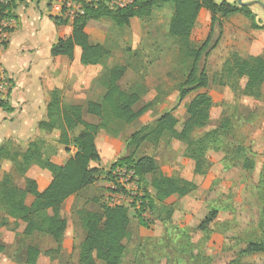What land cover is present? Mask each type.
I'll list each match as a JSON object with an SVG mask.
<instances>
[{
	"label": "rangeland",
	"instance_id": "obj_1",
	"mask_svg": "<svg viewBox=\"0 0 264 264\" xmlns=\"http://www.w3.org/2000/svg\"><path fill=\"white\" fill-rule=\"evenodd\" d=\"M213 1L220 3L223 0ZM225 1L239 3V0ZM244 1L253 4L247 7V11L253 15L252 19L233 15L223 21L218 45L206 60L209 85L197 92L206 93L211 98L212 106L208 125L195 131L192 137L216 129L225 118L231 122V136L222 142L220 150L207 152L210 167L204 176L193 175L191 161L183 157L185 145L169 137L158 144L144 143L137 150L126 146L127 139L133 133L153 124L170 110L178 121L176 129L180 131L187 118L185 107L196 94H191L182 102L178 100L179 87L188 74L189 62L179 54L176 40L167 34L171 7L155 9L148 19H132L130 25L124 28H118L110 19L89 25L91 38L110 51L105 68H127L119 86L125 92L135 91L141 95L134 110L151 104L147 112L131 125L109 119V130L100 131L95 141L101 156L98 166L111 172L109 178L112 177V164L128 156L133 160L149 156L158 167L155 174L141 179L142 197L138 200L143 201L145 195L152 203L147 210L148 216H142L143 226L139 223V212L130 209V224L121 264H264L262 254H240L249 243L264 244V86L260 98L252 99L242 95L243 81L235 93L215 83L224 62L232 53L242 58H264V0ZM39 8L46 9L42 4ZM48 10L50 12L49 7ZM202 14L191 35L193 48L199 47L209 33V15H204V11ZM217 36L218 30L214 28L213 41ZM13 59L14 54L11 55V63L15 64ZM104 92L99 79L92 82L85 98L99 102ZM75 99L76 96L71 100ZM84 118L85 121L98 122L86 115ZM80 130L77 128L72 134ZM235 144L245 146L251 170H244L241 164L234 167L223 161L224 153ZM48 156H54L52 151L48 152ZM93 167L97 165L93 164ZM39 172V168H31L26 175L41 179ZM160 172L191 181L197 189L184 198L173 196L159 203L151 199L149 184ZM3 173L12 175L13 182L23 187V179L12 167L4 165L0 168V178ZM112 183V178L100 179L64 204L61 215L67 221V229L61 252L53 257L45 254L55 248L49 237H25L22 234L23 225L9 218L0 206V243L5 247L4 253L0 254V264H25L28 246L42 253L36 264H78L79 246L85 239L79 213L101 212L102 206L112 204L111 198L108 199V188ZM30 202L31 198H28L27 203ZM211 210L218 212L217 217L201 228V223Z\"/></svg>",
	"mask_w": 264,
	"mask_h": 264
},
{
	"label": "trees",
	"instance_id": "obj_2",
	"mask_svg": "<svg viewBox=\"0 0 264 264\" xmlns=\"http://www.w3.org/2000/svg\"><path fill=\"white\" fill-rule=\"evenodd\" d=\"M164 6H170L172 9L167 34L176 40L179 54L189 62L188 74L179 87L178 100L182 102L191 94H196L185 107L187 118L180 131L176 129L178 121L170 110L163 113L153 124L145 125L133 133L127 139L126 146L137 150L144 143L158 144L169 137L185 145L183 157L193 163V175L204 176L210 167L207 152L220 150L222 142L231 136V122L229 118H225L216 129L192 137L195 131L202 130L208 125L212 106L211 98L206 93L197 92L206 89L209 85L206 60L218 45L223 21L233 15H243L251 20L253 15L247 11V6L226 1L216 3L213 0H133L132 5L117 11H110L105 6L87 8L84 16L73 22L70 35L59 39L52 46L50 55L64 56L71 61L75 48H79V63L82 66L102 65L111 54L105 46L90 43L89 36L85 32L89 22L110 19L118 28H124L130 25L132 19H148L155 9ZM11 9L12 0L8 5L10 12ZM202 10L208 12L210 16L209 33L199 47L193 48L190 39ZM50 19L56 25L67 23L60 18ZM214 28L218 30L215 41L212 37ZM252 28L258 29L256 26ZM126 72L125 66H114L106 69L101 77L105 88L101 101L88 102L85 107V113L97 119V123L86 122L83 119V108L64 104L60 91L54 90L50 93L47 104L46 120L38 124V129L48 133L58 131V139L53 143L36 139L22 152L16 150L12 142L0 147V164L8 161L12 170L20 174V178L23 179V187H19L13 182L12 175L2 174L0 206L9 218L23 225L22 234L25 237L46 236L51 239L55 248L45 253L50 257L59 255L62 249L67 229V221L61 215L65 202L95 185L100 179L112 178L111 176L109 178L111 172L104 171L98 166L101 156L95 141L99 132L109 130V119L131 125L151 107L148 103L134 110L140 102L141 95L135 91L121 90L119 82ZM241 81H243L242 95L259 99L264 86V58L260 56L242 58L232 53L215 78L217 86L227 87L234 93L238 91ZM7 106L6 101H0V108L6 109ZM77 128H81L80 132L72 134ZM52 147L55 149L60 147L69 154L73 149V153L62 165H58L48 156V150ZM246 153L244 145H232L224 153L223 161L234 167L241 164L244 170H251ZM92 164H96L97 167L91 166ZM32 167L47 171L51 175V182L43 191L38 190L36 181L26 176ZM118 167L133 170L140 182L143 177L158 171L156 162L149 156L136 160L128 156L113 163L111 169L114 171ZM262 184L264 186V181ZM149 187L152 192L151 199L159 203L173 196L184 198L197 189L193 182L167 176L163 172L158 173V176L151 180ZM28 198H31L30 203H27ZM151 203L150 198L144 195L142 207L137 211L142 226L145 225L142 214L145 209L151 207ZM217 213L216 210H211L200 227L203 228L213 222ZM79 215L85 239L79 246L78 264H121L125 253L124 241L130 224V210L123 206H102L101 212L81 211ZM4 251L5 247L0 243V254ZM240 254L264 256V244L249 243ZM41 255L39 249L28 246L25 264H36Z\"/></svg>",
	"mask_w": 264,
	"mask_h": 264
},
{
	"label": "crops",
	"instance_id": "obj_3",
	"mask_svg": "<svg viewBox=\"0 0 264 264\" xmlns=\"http://www.w3.org/2000/svg\"><path fill=\"white\" fill-rule=\"evenodd\" d=\"M51 1L12 0L11 11L16 20V28L11 32L7 44L0 49V70L11 81V88L6 101L8 106L6 109L0 108V147L12 142L14 148L22 152L26 150L30 142L36 139H43L52 143L56 141L59 137L58 131L48 133L38 129V124L46 120V108L50 93L58 90L62 95L64 104L81 106L85 120L84 116H89L85 113L86 104L96 102L86 100L85 95L90 92L92 82L101 79L106 69L110 68H105L106 60L102 65L82 66L79 63V48H75L71 61L64 56L51 57L52 46L59 39L67 38L71 33L72 26L71 23L56 25L50 19L52 16L48 7L50 8ZM239 2L245 3L247 1L239 0ZM40 4L44 5L46 9H40ZM203 11L204 15L208 14L202 10L195 26L199 24V18L201 15L203 16ZM93 22L96 21L87 24L85 32L89 36L90 43L103 45L90 36L89 25ZM12 54H14L15 64L11 63ZM11 93H13L12 99H10ZM75 96L76 99L71 100ZM54 133L57 136L54 137ZM49 151H52V155H54L51 160L58 165H62L69 157L60 147L56 149L52 147ZM72 153L73 149L70 150V154ZM190 164L193 170V163L190 162ZM4 165L11 167L8 161H3L0 168ZM32 168L37 169V167ZM39 171L42 176L41 179L26 176L36 181L38 190L43 191L50 184L52 178L47 171L41 169ZM80 194L81 192L71 198L73 199Z\"/></svg>",
	"mask_w": 264,
	"mask_h": 264
},
{
	"label": "built area",
	"instance_id": "obj_4",
	"mask_svg": "<svg viewBox=\"0 0 264 264\" xmlns=\"http://www.w3.org/2000/svg\"><path fill=\"white\" fill-rule=\"evenodd\" d=\"M10 0H0V49L8 42L11 31L16 28V20L13 13L8 10ZM133 0H52L50 14L54 18H60L67 23L73 22L84 16L87 8L105 6L110 11H117L132 5ZM11 88L10 78L0 70V101L8 99ZM113 183L109 185L111 203L109 207L123 206L139 211L142 207L140 181L135 172L125 167H118L112 172ZM146 204V203H145ZM148 216L147 210L142 214Z\"/></svg>",
	"mask_w": 264,
	"mask_h": 264
},
{
	"label": "water",
	"instance_id": "obj_5",
	"mask_svg": "<svg viewBox=\"0 0 264 264\" xmlns=\"http://www.w3.org/2000/svg\"><path fill=\"white\" fill-rule=\"evenodd\" d=\"M239 4L242 5V6H247V7H250V6L253 5L252 3H241V2H239Z\"/></svg>",
	"mask_w": 264,
	"mask_h": 264
}]
</instances>
